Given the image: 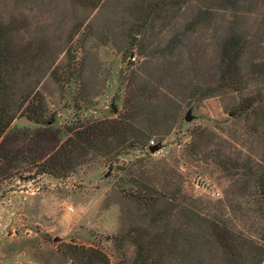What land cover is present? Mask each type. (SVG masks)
<instances>
[{
    "label": "rangeland",
    "instance_id": "rangeland-1",
    "mask_svg": "<svg viewBox=\"0 0 264 264\" xmlns=\"http://www.w3.org/2000/svg\"><path fill=\"white\" fill-rule=\"evenodd\" d=\"M79 7L73 0H0V21L20 28L11 31L15 44L36 42L41 33L33 30L44 26L53 50L47 57L53 62L52 73L38 84L47 107L45 116L52 122L17 116L0 136V264H67L57 249L60 242L100 248L117 262L120 251L114 237L123 194L138 190L141 182L167 186L164 175L152 174L154 165L171 172L170 186L180 185L184 194L200 198L202 211L212 212L223 201L228 223L256 237L263 249L262 148L248 136L247 122L226 112L225 97L184 102L169 134L148 140L153 151L130 147L115 159L89 154L61 176L40 171L41 162L76 125L124 112V102L136 89L134 69L146 58L138 49L142 43L126 37L116 22L110 19L107 24L114 29L105 31L100 14L90 21L95 11L77 27L88 12ZM248 24L253 25V20ZM169 32L151 30L145 51L154 48L166 55ZM43 62L48 63L46 58ZM173 86L170 90L176 92L179 88ZM197 126L213 136L192 154L186 146ZM240 185L244 189L239 192Z\"/></svg>",
    "mask_w": 264,
    "mask_h": 264
},
{
    "label": "trees",
    "instance_id": "trees-1",
    "mask_svg": "<svg viewBox=\"0 0 264 264\" xmlns=\"http://www.w3.org/2000/svg\"><path fill=\"white\" fill-rule=\"evenodd\" d=\"M73 2L81 6L79 10L88 11L77 27L95 11L90 21L100 14L105 31L114 29L107 24L110 19L116 22L125 29L126 37L142 43L144 48L138 49L146 58L134 69L136 89L124 102V112L116 118L76 125L41 162V172L61 176L89 154L115 159L126 148L145 150L150 137L162 140L169 134L180 119L184 102L212 96L227 98L226 112L247 122L248 136L262 148L263 165L264 0ZM250 20L254 26L248 24ZM156 29L172 31L164 56L154 48L145 51V39ZM19 30L0 21V136L17 116L35 123L52 122L45 116L47 107L38 88L42 78L52 73L50 35L43 26L33 30L41 33L35 36L36 42L15 44L11 31ZM173 85L179 88L176 92L170 90ZM190 136L186 148L195 154L213 133L197 126ZM157 168L154 165L152 174L164 175L166 187L141 182V188L123 194L119 202L114 237L119 260L111 262L97 247L60 242L57 249L67 264H261L262 244L228 223L223 201L212 212H204L200 198L184 194L180 185L170 186L171 172ZM243 189L244 185L238 187L239 192Z\"/></svg>",
    "mask_w": 264,
    "mask_h": 264
},
{
    "label": "water",
    "instance_id": "water-1",
    "mask_svg": "<svg viewBox=\"0 0 264 264\" xmlns=\"http://www.w3.org/2000/svg\"><path fill=\"white\" fill-rule=\"evenodd\" d=\"M185 119L189 121L190 120V117L189 116H186ZM148 150L149 151H153L154 150V147H149Z\"/></svg>",
    "mask_w": 264,
    "mask_h": 264
}]
</instances>
